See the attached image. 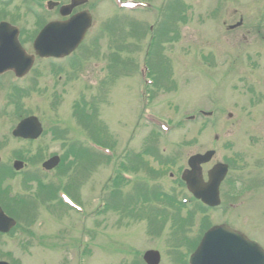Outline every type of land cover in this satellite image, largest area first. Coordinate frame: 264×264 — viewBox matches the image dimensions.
Instances as JSON below:
<instances>
[{
	"label": "rangeland",
	"instance_id": "obj_1",
	"mask_svg": "<svg viewBox=\"0 0 264 264\" xmlns=\"http://www.w3.org/2000/svg\"><path fill=\"white\" fill-rule=\"evenodd\" d=\"M144 1L150 5L128 11L112 0H90L92 25L72 54L58 61L36 57L21 78L0 76V196L10 202L27 193L39 200L40 178L55 188L72 186L70 195L83 207L69 213L46 196L44 206L36 204L37 217L32 210L14 215L22 231L0 237V260L144 264L143 253L153 249L159 264H183L186 247L176 240L181 215L170 213L167 196H189L178 183L180 171L189 156L209 149L215 155L203 173L217 161L228 163L221 198L233 206L197 213L201 219L186 235L223 221L264 248V0ZM42 2L36 13L26 12L32 3L23 0L0 7V19L19 27L29 51L34 33L57 14ZM161 24L171 32L158 42ZM160 63L163 84L154 88L146 76L155 79ZM30 115L42 123V134L30 141L12 137L18 120ZM89 141L112 149V158L88 149ZM73 143L82 146L80 154L63 159ZM51 154L63 157L62 170L41 168ZM17 159L24 164L20 172L12 169ZM123 170L135 176L132 185L120 177ZM139 179L158 187L165 200L140 197ZM153 204L161 215L150 210Z\"/></svg>",
	"mask_w": 264,
	"mask_h": 264
},
{
	"label": "water",
	"instance_id": "obj_2",
	"mask_svg": "<svg viewBox=\"0 0 264 264\" xmlns=\"http://www.w3.org/2000/svg\"><path fill=\"white\" fill-rule=\"evenodd\" d=\"M70 7L63 10V14L70 11ZM55 25V26H53ZM48 35L43 34L44 40L37 45L41 55L68 54L81 41L85 31L90 26V17L86 12L72 16L65 23H54ZM15 27L6 23L0 25V71L6 68L20 69L24 61L30 62L31 57L23 52L18 41ZM51 39V41L49 40ZM41 132L40 124L35 117L23 120L14 131V135L23 137H37ZM213 151L204 154H196L189 158L190 170L184 175L188 188L209 205H216L218 199V187L226 174L227 166L217 164L208 172V181L204 182L199 175L200 164L210 160ZM58 158L54 157L45 165L49 168L57 164ZM21 163H15L20 167ZM11 225V221H8ZM144 259L148 264H158L159 255L156 251H147ZM214 260V264H264V251L254 242H250L241 233L230 230L226 227H216L209 230L199 247V250L192 256L194 264ZM6 264V263H0Z\"/></svg>",
	"mask_w": 264,
	"mask_h": 264
},
{
	"label": "flooded vegetation",
	"instance_id": "obj_3",
	"mask_svg": "<svg viewBox=\"0 0 264 264\" xmlns=\"http://www.w3.org/2000/svg\"><path fill=\"white\" fill-rule=\"evenodd\" d=\"M62 0H58V2L60 3ZM66 3V2H65Z\"/></svg>",
	"mask_w": 264,
	"mask_h": 264
},
{
	"label": "trees",
	"instance_id": "obj_4",
	"mask_svg": "<svg viewBox=\"0 0 264 264\" xmlns=\"http://www.w3.org/2000/svg\"><path fill=\"white\" fill-rule=\"evenodd\" d=\"M161 34H165L164 32H162Z\"/></svg>",
	"mask_w": 264,
	"mask_h": 264
}]
</instances>
